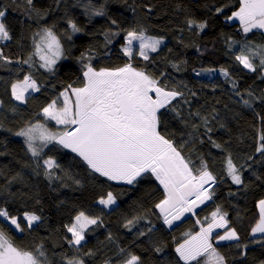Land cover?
<instances>
[{"label":"snow or ice","instance_id":"6c2138e0","mask_svg":"<svg viewBox=\"0 0 264 264\" xmlns=\"http://www.w3.org/2000/svg\"><path fill=\"white\" fill-rule=\"evenodd\" d=\"M27 3L31 6L32 0H27ZM222 11L221 8L216 9L217 13ZM92 15L104 16L105 12L103 8L94 9ZM227 19L239 20L245 34L253 29H264V0H240L239 9ZM111 23L120 30L109 29L105 33L107 42L111 43V38L120 35L123 31L121 51L128 58L127 62L122 67L101 68L97 71L91 65L90 57L82 53L81 60H89L83 65L85 69L83 86L69 85L58 97L42 108L45 120L54 121L56 125L62 126V129L51 131L45 123L37 122L26 124L18 131L12 132V135L23 138L26 150L33 157V162L37 163V167H39L38 161H43L45 175L49 179L57 178L53 170L60 167L52 157L44 158L45 149L53 144L74 153L91 172L98 173L109 181L134 185L138 178L150 172L164 190V198L155 204V209L159 211L164 224L171 227L172 222L180 219L184 213L193 212L201 204L212 200L214 190L209 191V188L217 183V177L203 160L200 161L198 168L195 167L193 162L183 155V146L178 147L173 140L162 134L160 125L165 113L161 112V109L174 113L185 124L189 123L184 120L182 112L177 107L181 102L191 103L184 100L185 93L164 83L166 79L164 73L157 77L143 68L133 66L132 61L135 56L149 61V53L157 52L163 44V39L147 35L143 28L123 29L116 20H112ZM68 24L73 33L81 31L71 20ZM187 25L190 29L195 27L201 31L206 27V23H198L193 19H189ZM11 39V32L6 23V11L0 10V42ZM32 43L34 51L27 59L13 60L0 52V62L4 65L15 63L28 64L32 67L33 56H37L40 60L39 66L46 71H52L57 61L64 58L61 41L52 28H43L34 33ZM257 59L259 65L255 63ZM235 60L249 72L257 71V67L264 70V45L242 44L239 54L235 55ZM173 67L179 70L178 66L173 65ZM203 71L210 73L214 70ZM220 71L223 76L230 79L226 69ZM196 75H201V72H196ZM233 87L235 88L234 81ZM40 88L41 85L33 76L26 74L22 80L18 79L11 84V98L19 104H26L30 94L39 92ZM235 94L243 96L238 90ZM191 95L195 97L197 94L192 92ZM247 95L249 98L242 99L241 103L244 107L252 109L253 100L257 98L253 97L251 92ZM258 99L264 101V97ZM174 101L176 104L173 103ZM12 110L16 111L15 108ZM188 116L193 121L201 122L191 123L193 131L203 125L205 134L213 131L211 121L218 119L215 109L209 116L199 111H189ZM257 116L264 123V114L257 113ZM220 126L224 127L222 123ZM0 130H4L2 122H0ZM209 139L213 147L223 150L221 144L212 140L211 136ZM256 153L264 157V128L258 133ZM225 170L233 184L243 183L240 170L230 155L226 158ZM75 182L79 183L78 180ZM98 203L109 207L116 203V198L109 191L106 197L99 199ZM257 208L259 219L250 232L253 237L264 234V199L258 201ZM226 217L227 213L217 206L211 213L210 219L206 218V226L205 223L197 220V224L201 225L200 230L195 234H185L187 238L174 249L178 264H226L225 256L215 245L222 241H240L237 231L228 227ZM23 218L29 228L41 220L39 215L29 212H24ZM0 219L6 221L16 231H23L21 221L8 209L0 207ZM138 219L140 218L128 220L125 227H134ZM97 224V217L80 211L70 224L65 225L66 231L70 233V239H67L69 246L82 247L86 229L90 225ZM217 229H224L223 234L216 233L214 236L213 233ZM152 230L153 228L148 229L149 232ZM145 234V232L138 233L140 236ZM250 243L264 247V240L261 239L252 240ZM236 247L246 249L248 244L237 243ZM155 251L160 253L163 248L156 247ZM88 255L92 253L89 252ZM238 255L243 257L246 253L241 250ZM139 259L137 255L129 254L122 264H139ZM62 260L63 264H85L82 259L75 256H63ZM0 264H51V262L42 245L38 246L35 252L20 248L13 243L5 229L0 227ZM261 264H264V261H261Z\"/></svg>","mask_w":264,"mask_h":264}]
</instances>
